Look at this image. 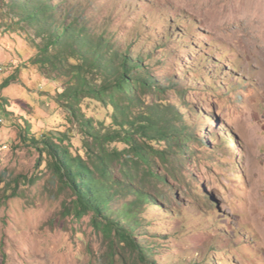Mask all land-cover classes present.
<instances>
[{"label":"rangeland","instance_id":"obj_1","mask_svg":"<svg viewBox=\"0 0 264 264\" xmlns=\"http://www.w3.org/2000/svg\"><path fill=\"white\" fill-rule=\"evenodd\" d=\"M46 1L59 24L82 17L91 38L107 35L143 54L164 87L140 89L143 99L178 106L180 125L196 138L183 167L160 164L168 183L147 187L157 205L139 215L134 234L154 247L156 264H264V0ZM9 3L0 0V22L19 17ZM2 31L0 85L12 73L20 81L0 89V264H152L116 248L91 214L69 213L71 191L52 179L46 156L38 166L39 151L21 142L25 126L37 135L69 129L85 156L78 123L56 100L61 81L30 59L41 39L31 29L29 42ZM82 109L113 121V108L96 100ZM18 175L35 182L22 179L6 199Z\"/></svg>","mask_w":264,"mask_h":264},{"label":"trees","instance_id":"obj_2","mask_svg":"<svg viewBox=\"0 0 264 264\" xmlns=\"http://www.w3.org/2000/svg\"><path fill=\"white\" fill-rule=\"evenodd\" d=\"M9 5L19 17H4L0 30L29 42L33 39L27 37L31 29L35 43L41 39L36 43L37 55L30 59L34 58L38 71L48 68L61 81L63 89L57 91L56 100L69 111L71 122L78 123L85 156L73 147L74 135L69 129L37 135L25 126L21 142L39 151L38 166L46 156L52 179L71 191L74 199L69 213L79 219L91 214L95 228L116 248L130 247L140 261L156 264L154 247L139 241L134 233L140 226L139 215L157 205L147 187L168 183L160 164L183 167L185 157L193 155L188 140L196 138L180 125L185 120L183 113L178 106L143 99L140 89L149 93L164 87L149 75L146 59L143 54H134L132 46L117 47L107 35L91 38L82 17H67L59 24L63 17L53 16L56 8L46 0H10ZM19 81L12 73L0 89ZM86 99L111 106L112 123L88 116L82 109ZM22 179L35 182L34 177L18 175L14 191L6 199L17 196Z\"/></svg>","mask_w":264,"mask_h":264}]
</instances>
